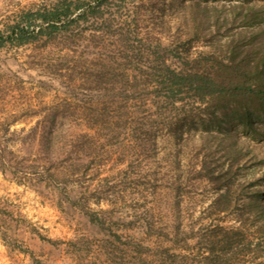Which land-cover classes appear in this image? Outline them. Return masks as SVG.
<instances>
[{"label": "rangeland", "instance_id": "obj_1", "mask_svg": "<svg viewBox=\"0 0 264 264\" xmlns=\"http://www.w3.org/2000/svg\"><path fill=\"white\" fill-rule=\"evenodd\" d=\"M55 1L0 0V31L5 33L23 9ZM250 11L262 22L244 26L242 17ZM73 29L72 36L0 47V119H15L10 131L20 136V128L49 117L55 108L57 119L73 121L72 132L83 128L90 134L81 179L28 185L0 171V204L11 212L8 237H0V264H171L164 248L172 243V226L182 223L190 233L194 225L197 231L208 221L201 219L213 212L214 193L204 182L185 186L183 195L176 192L170 163L180 157L227 164L239 150L232 169L238 170L235 184L243 191L235 187L237 200L220 216L224 225L256 229L264 205V124L255 136L218 134L202 147L198 137L205 133L198 128L191 131L196 150L183 156L175 155L177 143L162 135L165 130L157 132L155 146L141 151L135 128L142 114L146 128L153 120L141 97L156 100L154 86L141 83L154 76L139 73H153L161 59L184 69L229 56L231 45L264 29V0H105ZM258 40L255 35V47L263 48ZM237 50L238 56L247 51L245 46ZM124 95L128 99L120 100ZM75 121H86L90 128ZM233 140L235 150L229 148ZM253 191L257 195L249 198ZM253 237L256 244L247 255V249L240 251L244 260L238 263L264 264V236ZM196 241L186 249L174 246L182 254L177 264H205L198 261L202 244Z\"/></svg>", "mask_w": 264, "mask_h": 264}, {"label": "trees", "instance_id": "obj_2", "mask_svg": "<svg viewBox=\"0 0 264 264\" xmlns=\"http://www.w3.org/2000/svg\"><path fill=\"white\" fill-rule=\"evenodd\" d=\"M93 1L56 0L52 5L42 8L23 9L12 23L7 24L5 33L0 31V47L6 43L21 45L42 36L46 39L65 33L72 36L73 27L79 19H85L89 13L98 11L105 0ZM242 18L244 26H254L262 22L256 11H250ZM255 35L260 38L259 43L263 44L264 29H261L255 31L250 40L231 45L229 56L222 59L210 57L201 67L176 69L161 59L157 69L155 65L152 66L153 73H139L140 76H154L155 79L145 78L141 83L144 86H154L152 95L156 100L149 102L146 97H141L146 113L153 120L151 126L146 128V122L142 119L144 114L137 118V147L142 151L149 145L155 146L157 132L165 130L162 135L177 143L175 155L183 156L184 153L196 150L191 131L198 128L205 133L198 137L200 147L210 140L218 139V134L232 138L231 134L235 131L250 136L259 133L258 125L264 124V47H255ZM240 46L247 49L242 56H238L240 51L237 49ZM122 77L129 80L125 73ZM133 78L139 81L135 75ZM131 86L132 91H135L134 84ZM127 99V95L120 97V100ZM55 112L56 109L53 108L49 117L47 115L37 119L27 129L20 128V136L14 129L10 131L15 119H0L1 172L8 173L18 182L28 185L67 184L85 176V145L90 134L83 128L72 132L71 127L75 125L73 121L57 119ZM75 122H78L76 126L90 128L86 121ZM235 142L233 140L229 148L235 150ZM238 154L239 150H236L227 164L221 162L211 165L203 156L193 157V160L180 157L170 163L172 183L180 195L185 193V186L194 185L197 181L204 182L209 192L214 193L210 205L213 212L201 219L208 218L203 227L194 231L195 227L192 225L190 233H187L182 223L172 226V243L164 248L171 264H177V257L182 255L173 250L177 247L188 248L190 241L195 238L196 243L202 244L201 248H197L199 262L240 264L238 262L242 258L244 260L240 251L247 249V255L252 245L256 244L253 234L264 236V205L260 206L258 215L262 223L253 231H249L244 225L222 223L220 213L238 198L235 187H241L243 191L242 184H235L239 172L232 169ZM59 157L63 162L56 165ZM256 195L253 191L248 197ZM10 213L0 204V237L4 240L10 231ZM86 213L90 216L93 214L89 209H86ZM248 263L244 261L242 264Z\"/></svg>", "mask_w": 264, "mask_h": 264}]
</instances>
